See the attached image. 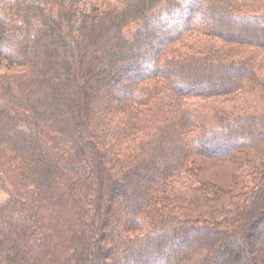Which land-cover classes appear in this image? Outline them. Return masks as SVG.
I'll use <instances>...</instances> for the list:
<instances>
[{"label": "trees", "instance_id": "16d2710c", "mask_svg": "<svg viewBox=\"0 0 264 264\" xmlns=\"http://www.w3.org/2000/svg\"><path fill=\"white\" fill-rule=\"evenodd\" d=\"M0 10V264H264V0Z\"/></svg>", "mask_w": 264, "mask_h": 264}, {"label": "rangeland", "instance_id": "374dc122", "mask_svg": "<svg viewBox=\"0 0 264 264\" xmlns=\"http://www.w3.org/2000/svg\"><path fill=\"white\" fill-rule=\"evenodd\" d=\"M1 1L0 0V8H1ZM1 13V10H0ZM194 162L197 164L198 168V175L196 176V180H208L214 183H217L220 186H227L233 181L236 183V188L240 189L241 186L238 184L235 180H233V176L235 174H240L244 177V175H247L249 173H244L248 169L244 166L239 167L236 162L229 161V160H212L209 158L204 157H194ZM196 180L193 178H190L189 181L191 182V185L196 183ZM249 187L250 185L247 184ZM6 189V186L3 189H0V203H2L4 200L7 199V194L4 191Z\"/></svg>", "mask_w": 264, "mask_h": 264}]
</instances>
